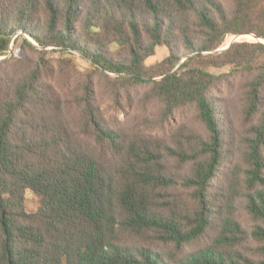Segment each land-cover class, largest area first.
I'll return each instance as SVG.
<instances>
[{
  "label": "trees",
  "instance_id": "16d2710c",
  "mask_svg": "<svg viewBox=\"0 0 264 264\" xmlns=\"http://www.w3.org/2000/svg\"><path fill=\"white\" fill-rule=\"evenodd\" d=\"M249 33L264 0H0V264H264Z\"/></svg>",
  "mask_w": 264,
  "mask_h": 264
},
{
  "label": "rangeland",
  "instance_id": "374dc122",
  "mask_svg": "<svg viewBox=\"0 0 264 264\" xmlns=\"http://www.w3.org/2000/svg\"><path fill=\"white\" fill-rule=\"evenodd\" d=\"M18 34H15L12 38V43H13V40L14 38L17 36ZM236 38V36H228L227 39L225 40L224 44L222 47H226L228 46L232 41H234ZM243 40H246V41H257L258 39L255 37V36H251L249 34H244L242 36H240L238 38V41H243ZM263 42H264V39H263ZM168 54V48L166 46H158V49H157V53L156 55L154 56H151L148 58V63H154L156 62L157 60H161L163 59L165 56H167ZM78 61L81 65H87V62L85 59L83 58H78ZM212 72H215V73H219V72H222L224 71V69H218V68H211L210 69ZM25 205H26V208L28 211H33L37 208V205H38V199L37 197L34 195L33 192H31L30 190H28L26 192V201H25Z\"/></svg>",
  "mask_w": 264,
  "mask_h": 264
},
{
  "label": "water",
  "instance_id": "95a60500",
  "mask_svg": "<svg viewBox=\"0 0 264 264\" xmlns=\"http://www.w3.org/2000/svg\"><path fill=\"white\" fill-rule=\"evenodd\" d=\"M249 34H252V33H249ZM242 35H244V34L236 35V38H235L234 41H238V38L240 36H242ZM252 35H254L258 39L257 41L263 42V39H264L263 37L257 36L255 34H252ZM234 41H232V42H234ZM232 42L228 46H226V47H220L219 49L215 50V52H220V51H223V50L227 49L232 44ZM2 58H4V57H0V59H2Z\"/></svg>",
  "mask_w": 264,
  "mask_h": 264
}]
</instances>
